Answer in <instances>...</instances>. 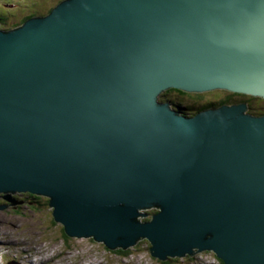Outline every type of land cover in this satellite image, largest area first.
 <instances>
[{
    "label": "water",
    "instance_id": "obj_1",
    "mask_svg": "<svg viewBox=\"0 0 264 264\" xmlns=\"http://www.w3.org/2000/svg\"><path fill=\"white\" fill-rule=\"evenodd\" d=\"M27 17L0 24V194L48 198L69 237L110 250L264 264V113L162 99H264V0H64Z\"/></svg>",
    "mask_w": 264,
    "mask_h": 264
},
{
    "label": "rangeland",
    "instance_id": "obj_2",
    "mask_svg": "<svg viewBox=\"0 0 264 264\" xmlns=\"http://www.w3.org/2000/svg\"><path fill=\"white\" fill-rule=\"evenodd\" d=\"M62 1L0 0V14L5 18V26L11 29L27 16L48 15ZM183 94L166 92L162 99L183 107H195L196 111L201 105L216 108L225 98L232 97L233 105L246 104L252 112L264 113V99L260 97H237L225 90ZM35 198L39 200L35 201ZM49 202L46 197L28 193L0 194V207H7L4 213H0V264H224L213 252H199L198 249L192 256L170 258L163 262L151 255L152 246L144 239L124 251L110 250L104 243L92 238L69 237L63 225L55 221L54 208ZM142 211L146 214L139 217L142 222L151 221L152 216L158 213L157 209ZM119 250L127 252L128 257L122 256Z\"/></svg>",
    "mask_w": 264,
    "mask_h": 264
},
{
    "label": "trees",
    "instance_id": "obj_3",
    "mask_svg": "<svg viewBox=\"0 0 264 264\" xmlns=\"http://www.w3.org/2000/svg\"><path fill=\"white\" fill-rule=\"evenodd\" d=\"M0 17H1V20H0V24L3 26L2 28H7L6 26H5V18L0 14ZM26 20H28V17H25V19H23L22 21H21V23L20 24H18V25H22ZM18 25H16V26H18ZM15 27V26H14ZM168 92H178L179 94H181V95H185V94H183V92H181V91H177V90H170V91H168ZM233 94V93H232ZM200 95V94H199ZM233 95H236V94H233ZM249 97V96H248ZM162 100V99H161ZM232 97H228V98H225L223 101H221V103H220V105H224V104H228V103H231L232 101ZM172 105H173V107H174V109H176V110H179V112L181 113V114H183V115H185V116H193V115H195V107H193V108H189V107H183V105H181V104H179V103H175V102H172ZM208 106V107H207ZM199 108L197 109V110H199V109H206L205 107H207V108H210V107H212V106H209V105H201V106H198ZM257 113V112H256ZM257 114H259V115H261L262 113H257ZM35 201H38L39 199H34ZM35 201H33V203L35 202ZM37 203V202H36ZM65 238H67L68 239V236L67 235H65ZM121 252V254H122V256H127L128 255V253L127 252H123V251H121V250H119V253ZM128 257V256H127ZM221 263H222V261H220Z\"/></svg>",
    "mask_w": 264,
    "mask_h": 264
},
{
    "label": "clouds",
    "instance_id": "obj_4",
    "mask_svg": "<svg viewBox=\"0 0 264 264\" xmlns=\"http://www.w3.org/2000/svg\"><path fill=\"white\" fill-rule=\"evenodd\" d=\"M32 16H34V15H32ZM2 27V26H1ZM13 28V27H12ZM7 29H9V28H7ZM236 96L237 97H239L237 94H236ZM240 96H242V95H240ZM243 98H247V97H243ZM248 98H250V99H252V97H248ZM232 101V100H231ZM224 105H233V102H231V103H228V104H224ZM221 106H223V105H219L218 107H221ZM218 107H216V108H218ZM214 109V108H213ZM250 110V109H249ZM257 113H259V111L257 112ZM256 112H252V110H250V114L251 115H254V114H257Z\"/></svg>",
    "mask_w": 264,
    "mask_h": 264
},
{
    "label": "bare ground",
    "instance_id": "obj_5",
    "mask_svg": "<svg viewBox=\"0 0 264 264\" xmlns=\"http://www.w3.org/2000/svg\"><path fill=\"white\" fill-rule=\"evenodd\" d=\"M21 2V1H20ZM191 94V93H190ZM246 97H248V96H246ZM250 110H251V107H250ZM250 110H248V111H250ZM178 113L179 114H181L180 112H179V110H178ZM182 115V114H181ZM260 116V115H259ZM15 230V229H14ZM151 243V242H150ZM9 245V244H8ZM152 245V244H151ZM17 246V245H16ZM119 248H122V247H119ZM84 249V248H83ZM122 250V249H121ZM62 253V252H61ZM9 254V253H8ZM23 254V253H22ZM20 255V254H19ZM152 255V254H151ZM216 256V255H215ZM21 257V256H20ZM59 257H61V255H59ZM55 258V257H54ZM17 259V258H16ZM24 260H25V258H23ZM21 260V259H20ZM23 260V261H24ZM51 260V259H50ZM53 260V259H52ZM161 261V260H160ZM32 264H36L35 262H32Z\"/></svg>",
    "mask_w": 264,
    "mask_h": 264
}]
</instances>
